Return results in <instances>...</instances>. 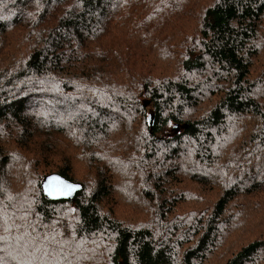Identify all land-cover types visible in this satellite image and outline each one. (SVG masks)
<instances>
[{"label": "trees", "instance_id": "obj_1", "mask_svg": "<svg viewBox=\"0 0 264 264\" xmlns=\"http://www.w3.org/2000/svg\"><path fill=\"white\" fill-rule=\"evenodd\" d=\"M25 232L49 254L19 264H264V0H0V236Z\"/></svg>", "mask_w": 264, "mask_h": 264}, {"label": "snow or ice", "instance_id": "obj_2", "mask_svg": "<svg viewBox=\"0 0 264 264\" xmlns=\"http://www.w3.org/2000/svg\"><path fill=\"white\" fill-rule=\"evenodd\" d=\"M50 187L52 190H60V185L63 184L58 177H52L49 181ZM29 239H25V237ZM45 240L48 237H44ZM54 239V238H53ZM29 247L33 248L34 251H42L41 246H39L34 237L30 236V233L25 232L23 235L17 236L12 240L7 236H0V264H12L13 261H16L19 264V256L21 251L28 252ZM30 256H33V253H28ZM43 256H47L49 253L46 250V246L42 251ZM33 259L35 257L33 256ZM27 264H31V261H28Z\"/></svg>", "mask_w": 264, "mask_h": 264}, {"label": "water", "instance_id": "obj_3", "mask_svg": "<svg viewBox=\"0 0 264 264\" xmlns=\"http://www.w3.org/2000/svg\"><path fill=\"white\" fill-rule=\"evenodd\" d=\"M151 125L153 123L151 122ZM52 177H58L60 181L63 182L62 185H60V190L54 191L52 190V187H50L49 181ZM42 190L44 195L51 201H73L77 195L78 192L82 190V186L79 184H73L66 179L62 178L59 175H51L48 176L43 184H42Z\"/></svg>", "mask_w": 264, "mask_h": 264}]
</instances>
